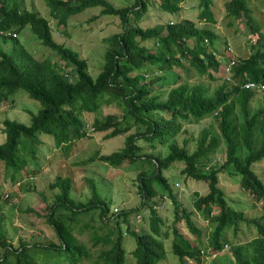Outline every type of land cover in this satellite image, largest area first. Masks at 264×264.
<instances>
[{
	"label": "trees",
	"instance_id": "16d2710c",
	"mask_svg": "<svg viewBox=\"0 0 264 264\" xmlns=\"http://www.w3.org/2000/svg\"><path fill=\"white\" fill-rule=\"evenodd\" d=\"M44 1L59 27H66L71 17L85 9L100 7L98 15L118 16L122 30L104 38L107 43L104 62L93 77L87 70L86 59L53 38L47 19L23 8L20 0H0V40L12 42L10 52L0 49V103L7 101L15 91L23 90L41 104L30 124L5 123L7 140L0 144V162L12 169L11 176L30 172L26 163L29 158H36L41 135H51L54 145L69 148L72 141L86 135V125L97 132L105 131V137L134 128L126 136L124 148L101 158L111 165L124 159L129 162L141 159L149 164V173L143 170L136 177L140 206L149 212L150 230H129L136 241L132 250L135 264H157L165 258L164 239L168 233L161 231L165 218L157 210L159 201L165 198L175 207L171 248L178 258L176 264H186L188 260L202 264L200 244L203 240H207L209 253L215 254L209 264H264V182L253 169V164H264V91L243 87L249 80L264 83V29L253 15L250 0H228L225 6L230 16L249 28L252 38L256 35L255 44L247 57L234 61L230 79H223L212 91L200 78L206 76L207 81L215 80L213 73L220 72L221 58L231 59L232 55L227 43L222 51L218 49L217 35L208 26L198 27L191 20L182 19L164 24V35L161 25L142 28L137 21L147 9L146 0H135L124 7H114L108 0ZM182 1L159 0L161 9L171 14L181 9ZM211 3L212 0L199 2V18L208 22L215 21ZM98 15L89 19H96ZM25 26L36 32L41 43L60 59H34L18 38L12 36L13 33L17 36ZM148 38H156V50L139 43ZM173 67L193 71L198 80L179 82L180 76L172 72ZM148 74L155 75L145 80ZM156 82L159 84L152 88ZM168 85L172 86L165 99H161L158 92ZM118 101L123 102L124 108L107 114L93 126L81 118L82 113H93ZM207 116L215 118L216 128L205 127L195 137L176 142L174 138L186 132L183 122H198ZM139 139L152 146L168 142V152L164 156L140 154L141 146L136 143ZM222 145L225 159L219 163L214 155ZM175 162L182 163L181 173L186 179L206 182L207 192L203 195L195 192L193 205L209 223L208 228L198 227L193 212L179 203L171 188L164 171ZM229 166L240 175L237 193L247 192L254 200L255 204L249 207L255 209L262 201L261 215L234 208L226 191L219 187V174ZM49 186L59 187L58 193L51 201L37 193L40 207L36 209L54 230L59 243L50 241L42 245L19 239L14 244L0 220V264H40L34 258V252L39 253V249L63 250L69 255V264H77L86 255L69 222L78 214L97 208L102 218L108 211L107 205L94 191L93 199L77 202L70 196L72 179L69 176H56L54 184ZM134 210L138 208L122 211L119 215L125 219ZM181 219L192 237L179 234L175 224ZM241 223L253 227L256 235L248 241L233 243L229 232L236 234ZM120 230L119 227L116 241L101 254L104 264H125Z\"/></svg>",
	"mask_w": 264,
	"mask_h": 264
},
{
	"label": "rangeland",
	"instance_id": "374dc122",
	"mask_svg": "<svg viewBox=\"0 0 264 264\" xmlns=\"http://www.w3.org/2000/svg\"><path fill=\"white\" fill-rule=\"evenodd\" d=\"M23 8L37 11L41 16L47 18V23L51 26L53 38L64 44L66 47L79 53L80 57L86 59L88 72L95 77L101 70L104 59L103 55L107 48L104 38L122 30L120 18L116 15H98L100 7L85 9L80 14L71 17L66 27L58 26L57 20L50 17L49 8L43 0H20ZM114 7L130 6L135 0H108ZM228 0H212L211 10L214 15V22H208L199 18L201 8L200 0H183L180 3L181 9L174 14L168 13L161 9L159 0H146L147 9L138 20L142 28L161 25V34L164 35L166 30L164 24L176 23L182 19L191 20L195 26H208L218 38V49L222 51L224 44L227 43L235 59L245 58L252 51V45L255 44L250 36V30L239 19L230 16L226 11V2ZM254 17L260 27L264 29V1L250 0ZM92 15H98L96 19H89ZM256 35H254V39ZM17 38L22 47L36 60L50 58L54 61L59 60V56L52 54V50L42 44L38 34L25 26L17 33ZM149 50H156V38L139 40ZM0 49L10 52L12 49L11 40H0ZM64 63V61H62ZM226 61H222L220 72L213 73L215 80H204L212 91L216 86L223 82L226 75ZM68 67V66H66ZM65 68H62L64 71ZM172 72L180 76L179 82L188 79V82L198 80L196 74L181 67H173ZM155 74L160 75L161 72ZM155 74L144 76L148 80ZM159 82L152 85L156 88ZM172 85L161 88V99H165L167 91ZM7 101L0 103V144L7 140L5 123L7 121H16L23 124H30L31 117L37 113L41 104L38 100L31 98L25 91L17 90L10 95ZM124 108L121 101L112 105H105L93 113H82L81 118L85 123L91 126L95 122L103 119L107 114L118 112ZM125 125V123H124ZM217 122L214 117L206 118L195 122L186 121L182 123L185 133L178 134L174 139L177 143H182L185 137H195L203 128H216ZM131 128L125 133L115 136L105 137L106 132H97L86 125V135L80 139L72 141L69 148L63 146L57 147L51 135H41V143L37 147L38 153L35 159H28L26 165L30 167L27 174L15 173L11 176L12 169L4 167L0 162V220L2 225L8 231L11 241L16 244L17 241L25 240L28 243L40 242L42 245L50 241L59 243L57 236L51 226L47 223L45 217L38 215L40 205L38 204V195L45 196L51 201L54 195L58 193L59 187L50 188L54 184L56 176H69L72 179L70 196L77 202H87L93 199V193L96 192L98 198L105 202L108 211L101 218L99 208L92 209L88 212L78 214L73 221H70L72 233L78 242L85 248L86 255H83L77 264H104L102 252L107 250L112 241H116L118 229L121 228V241L125 249V264H135V258L132 250L136 247V241L129 230L139 232H149V212L144 206H140V194L137 187V174L143 170L149 173V164L141 159L129 162L127 159L122 160L117 165L106 163L101 158L115 151H119L125 146L126 136L133 131ZM141 146L138 151L140 154H154L164 156L168 152L167 144L155 143L150 145L143 139L136 140ZM190 147L193 145L190 143ZM215 160L219 163L225 159L224 146L218 148L215 153ZM182 163L175 162L164 171L169 178L172 189L183 207L193 212L195 222L201 228H208L209 223L202 218L201 213L194 209L193 199L195 192L203 195L207 192L206 182H198L186 179L181 173ZM253 169L264 182V164L261 162L253 164ZM28 174H31L28 176ZM32 176V177H30ZM30 177V178H29ZM240 175L236 173L231 166L219 174V187L226 191L229 201L234 208L247 210L249 214L261 215L262 201L257 203V208L251 209L249 205L254 203L252 196L245 193H237L239 190ZM94 185V186H91ZM54 186V185H53ZM157 187L156 184H154ZM94 191V192H93ZM3 193V194H2ZM2 195V196H1ZM255 204V203H254ZM158 212L165 218V223L161 231H167L168 236L164 239L165 258L157 264H176L177 256L172 252L171 244L174 235L172 233V224L174 221V204L168 199L159 201L157 205ZM32 208V209H31ZM134 208L138 210L131 211L125 219L119 215L122 211H130ZM65 213V210H59ZM70 215V213H68ZM41 216V217H39ZM65 218V217H64ZM66 220V219H65ZM68 223V220H66ZM179 234L192 237L190 231L186 228L183 219L177 220L175 224ZM236 234L229 232L230 239L233 243L245 242L256 235L253 227L245 224H239ZM231 231V229H230ZM163 237V236H162ZM207 240L201 241L205 245ZM1 250V248H0ZM69 255L60 249H39V253L34 252V258L40 264H69ZM213 258V257H212ZM208 255H202V259L207 260L204 264L212 259ZM220 259V258H219ZM219 261V260H218ZM186 264H196L188 260Z\"/></svg>",
	"mask_w": 264,
	"mask_h": 264
},
{
	"label": "clouds",
	"instance_id": "9594fccd",
	"mask_svg": "<svg viewBox=\"0 0 264 264\" xmlns=\"http://www.w3.org/2000/svg\"><path fill=\"white\" fill-rule=\"evenodd\" d=\"M44 1V0H43ZM45 2V1H44ZM45 4H46V2H45ZM46 6H47V4H46ZM48 7V6H47ZM49 8V7H48ZM28 10V9H27ZM29 11H32V10H29ZM35 12H37V11H35ZM49 12H50V8H49ZM38 13V12H37ZM40 15V14H39ZM41 16V15H40ZM43 17V16H42ZM50 17L51 18H53L52 16H51V14H50ZM45 18V17H44ZM45 19H47V18H45ZM53 19H55V18H53ZM48 20V19H47ZM170 24H172V23H170ZM50 28H51V26H50ZM51 34H52V29H51ZM12 36H13V38L14 37H17L16 36V34H12ZM253 40H254V42H255V39L253 38ZM228 51H229V53L232 55V53H231V51H230V49H229V47H228ZM235 60H237V59H235L234 58V56L232 55L231 56V59H227V60H225V59H223V58H221V65H222V61H226V75H225V78L224 79H230V76H231V67H232V65L234 64V61ZM221 65H220V73H222L223 74V70H222V68H221ZM228 68H229V70H228ZM249 81H251V80H249ZM249 81H247V82H245L244 84H243V87L244 88H246V89H251V90H254V91H256V92H262V91H264V90H260V89H257V88H248V87H245V84L246 83H248ZM253 82H255V81H253ZM255 83H257V84H264V83H262V82H255ZM200 254H201V259H202V255H204V254H206V255H208L209 257H214L215 256V254H210L209 253V247H208V245H207V242H206V244L205 245H202V244H200ZM203 260V263L202 264H204L205 262H207V260H205V259H202ZM194 262V261H193ZM194 263H196V262H194ZM210 263V261L208 262V264ZM196 264H200V263H196Z\"/></svg>",
	"mask_w": 264,
	"mask_h": 264
},
{
	"label": "built area",
	"instance_id": "2783aa9c",
	"mask_svg": "<svg viewBox=\"0 0 264 264\" xmlns=\"http://www.w3.org/2000/svg\"><path fill=\"white\" fill-rule=\"evenodd\" d=\"M229 70V68H228ZM245 87H248V88H257V89H260V90H264V84H257L253 81H249L248 83L245 84Z\"/></svg>",
	"mask_w": 264,
	"mask_h": 264
}]
</instances>
